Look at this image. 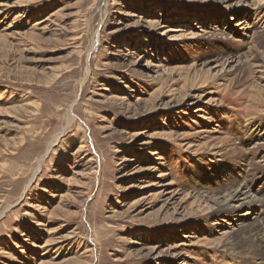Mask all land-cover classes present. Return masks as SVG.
<instances>
[{"label":"rangeland","instance_id":"1","mask_svg":"<svg viewBox=\"0 0 264 264\" xmlns=\"http://www.w3.org/2000/svg\"><path fill=\"white\" fill-rule=\"evenodd\" d=\"M237 1L0 0V264H264L247 230L210 226L264 188V0ZM245 17L248 38L227 35Z\"/></svg>","mask_w":264,"mask_h":264},{"label":"bare ground","instance_id":"2","mask_svg":"<svg viewBox=\"0 0 264 264\" xmlns=\"http://www.w3.org/2000/svg\"><path fill=\"white\" fill-rule=\"evenodd\" d=\"M218 1H220V2H222L223 4H224V6L226 7V9L227 10H231V9H234V8H237V6L238 5H236V4H234V2H235V0H218ZM239 1V0H238ZM237 1V2H238ZM260 1V0H259ZM240 2V1H239ZM242 2V1H241ZM258 2V1H257ZM20 4V3H19ZM238 4V3H237ZM13 6V5H12ZM6 7H8V5L7 4H2V3H0V15L1 14H3V12L4 11H6L5 10V8ZM255 7V6H254ZM12 8V7H11ZM9 9V8H8ZM9 12V11H8ZM10 14V13H9ZM239 14V13H238ZM226 15V13H218V14H216L215 16H217V18L219 17V18H222V19H226L227 18V15ZM1 17V16H0ZM6 17V16H5ZM2 18V17H1ZM207 21H209V19H206ZM229 20V27H228V31L226 32L227 33V35L228 34H231V35H235L237 38H239V39H245V38H248V35H247V33H249L250 32V28L248 27V24L250 23V20H249V17H245V19L243 18V19H241L237 24L238 25H235L232 21L233 20H235L234 18H232V19H228ZM147 23H149V25H153V24H155V23H157V22H153V21H148ZM156 26V25H155ZM208 26H210V24H208ZM207 26V27H208ZM156 28V27H155ZM163 28H164V26H163ZM218 30H219V28H221L222 29V27H216ZM227 28V27H226ZM168 30V29H167ZM202 30V29H201ZM216 31V30H214L211 34H209V33H206L205 35H207L208 34V36H211V35H217V34H220L221 35V32L220 31ZM255 30V29H254ZM172 31V30H171ZM176 32H184L183 30H177ZM191 32V31H190ZM203 32V35H204V31H202ZM185 33V32H184ZM226 33H224L223 32V34L222 35H224L225 36V34ZM163 34V33H162ZM176 35V34H175ZM250 35H251V33H250ZM255 35V34H254ZM175 37V36H174ZM179 37V36H178ZM262 38V37H261ZM216 39V38H215ZM247 53V52H246ZM257 54V53H256ZM260 55V54H259ZM252 56V55H251ZM261 56V55H260ZM240 57V56H239ZM244 57V56H243ZM250 57V56H249ZM245 58V57H244ZM253 58V57H252ZM255 58V57H254ZM253 58V59H254ZM260 58H262V57H260ZM226 59V58H225ZM238 59V58H237ZM247 59H248V57H247ZM246 60V59H245ZM242 61V60H241ZM248 61V60H247ZM216 62V61H215ZM253 62V61H252ZM208 63V62H207ZM206 63V64H207ZM214 63V62H213ZM217 63V62H216ZM221 63V62H220ZM227 63H229L228 62V60H226L225 62L223 61V63L222 64H220V66H222V68L220 69V70H225L226 69V65H227ZM237 64H239L238 62H236ZM248 63V62H247ZM249 64V63H248ZM204 65V64H203ZM208 65V64H207ZM234 65V64H233ZM256 65H258V64H256ZM219 66V65H218ZM224 66V67H223ZM228 66V65H227ZM250 66V65H249ZM254 66H255V63H254ZM259 66V65H258ZM148 67V66H147ZM215 67V66H214ZM213 67V68H214ZM232 67V66H231ZM204 68V67H203ZM208 69L206 72L207 73H211L212 74V70H214V69ZM217 68V67H216ZM254 68H258V67H254ZM151 69V68H150ZM233 69V68H232ZM230 70V69H229ZM252 70V69H251ZM257 70V71H256ZM255 71L256 72H258L260 75V79H261V82L263 83V85H258L257 87L259 88L258 89V91H262L261 89V87L263 86L264 87V65H261L260 67H259V69H256ZM205 72V73H206ZM222 72V71H221ZM229 72V71H228ZM220 73V72H219ZM255 76V75H254ZM256 79V78H255ZM260 79H259V81H260ZM154 93V92H153ZM155 95V93L154 94H151V96H154ZM257 97H259V96H257V95H254L253 96V98H257ZM253 100V99H252ZM256 100H258V99H256ZM137 101L139 102V101H143V100H141L140 98H138L137 99ZM250 104V103H249ZM251 105V104H250ZM252 106V105H251ZM251 120V119H250ZM198 132V131H197ZM215 132V131H214ZM258 135V134H257ZM214 137V136H213ZM263 137V136H262ZM217 139H219V138H212V140H214V142H216L215 144H214V142H213V146L212 147H218V145H220V144H218V143H220V142H218V140ZM251 143L254 145L253 147H252V149L249 151V153H248V151L246 152V153H248L249 155H260V154H263L264 153V151H263V148H264V139L263 138H260L259 136L257 137L256 135H253L252 137H251ZM57 141V140H56ZM219 141H221V140H219ZM224 141V140H223ZM226 144V143H225ZM251 144V145H252ZM53 145V147L56 145V143H53L52 144ZM51 145V146H52ZM203 145H205V144H203ZM208 145V144H207ZM197 146V145H196ZM200 146V145H199ZM211 147V148H212ZM220 147V146H219ZM189 148H191V147H189ZM199 148V147H198ZM205 148H206V146H205ZM207 148H208V146H207ZM195 149H197V148H195ZM143 150H147V149H143ZM209 150V149H208ZM49 151H50V149H49ZM221 153V152H220ZM241 153V152H240ZM243 153H244V151H243ZM158 153L157 152H153V153H151V156L153 157L154 155L156 156ZM248 154H246V155H248ZM160 157V156H159ZM136 158H138V156L137 155H135V157L133 158V159H130L129 160V162H135L137 159ZM259 159H264V156L263 157H261V156H259ZM157 160L159 161V159L157 158ZM160 160H161V158H160ZM123 161V160H122ZM43 162L44 161H40L39 162V164H38V167L35 169V171H34V174H33V177H32V179H31V182H30V184L26 187V191H28V189H29V187H30V185H32L33 183H34V181L36 180V178H37V176H38V174L41 172V169H42V165H43ZM125 162H127V160H125ZM160 162V161H159ZM261 163H263V164H261ZM261 163H258V165L262 168V165H264V160H263V162H261ZM156 169H157V167H156ZM155 169V167L154 168H150L149 170H156ZM248 169V168H247ZM254 169V168H253ZM256 170V169H255ZM138 173V172H137ZM254 173V177H256V175L257 174H259V173H257V171H256V173L255 172H253ZM260 173H262V175H263V172L261 171ZM260 175V177L256 180V182L257 183H259L261 180H262V176H261V174H259ZM164 176H167V174L166 173H161V175H159L158 176V178L160 179V178H163ZM69 179V178H68ZM245 182V181H244ZM253 185V189H252V186H250V187H243V188H241V186L240 187H238V188H236V191H233V192H231V193H229L227 196H226V199H227V204L228 205H222V204H219L218 205V203H215L216 205V207H217V205H218V208H214V207H212L211 209H213L215 212H213L211 215H210V218L211 217H214V216H219L218 217V219L217 220H215V222H213L212 224H210V226H212L213 227V229L216 231V232H218L219 231V233H222V234H225V232H227V231H224V230H222V229H225V230H228V228L229 229H231V234L232 233H234V232H232V231H235V230H237V229H234V230H232L235 226H240L241 228V230H247L248 232H249V236L250 237H248V238H250L251 240V245H252V250L254 249V254H256L257 255V260L258 261H260L261 263H264V246L262 245V243L264 242V221L263 220H259V219H253L254 221L253 222H249V216H251L252 215V213L254 212V210L255 209H257L258 208V210H256V213L258 212V211H261L260 209H261V207L262 206H264V188L262 187V186H260L259 187V189H256V187L258 186V184H255V182H253L252 183ZM259 184H261V183H259ZM263 184V183H262ZM155 185H157V184H155ZM155 185H153V186H155ZM246 185V184H245ZM257 185V186H256ZM158 187V189H157V192L155 193V194H151L150 196H154L153 198H155V196L157 195H159L160 197H163V198H165L164 199V207L165 208H168L169 206H175V202H176V200H178V196H179V194H178V192H176L175 191V189L173 190V187H172V184L171 183H164L163 181H161L160 180V182L158 183V185H157ZM264 186V185H263ZM246 188H249L251 191H253V190H256L257 191V194L260 196H257V194L256 195H253L252 193H250ZM219 191V190H218ZM214 193V192H213ZM183 194V193H182ZM181 194V195H182ZM207 195V194H206ZM156 196V197H157ZM186 196V195H185ZM217 196V195H216ZM190 197V196H189ZM194 197V196H193ZM199 197V196H198ZM205 197V196H204ZM213 197V196H212ZM181 198V197H180ZM209 198V197H208ZM220 198V197H219ZM218 198V199H219ZM206 200H207V198H205ZM215 199V198H214ZM196 200H197V197H196ZM196 200H195V202L193 203V204H198V206L200 207V206H202V205H200L199 203H200V199L198 200V202H196ZM217 200V199H216ZM140 201H141V199H139V198H135L134 200H133V202H132V205H134V204H137V203H140ZM205 201V200H204ZM204 201H203V204H205L204 203ZM210 201H211V199H210ZM178 202V201H177ZM180 204H181V208H185L184 206H185V204L188 202V194H187V196L186 197H183V198H181L180 199ZM190 202V201H189ZM212 202V201H211ZM226 202V201H225ZM207 203H208V201H207ZM206 203V204H207ZM222 203H224V202H222ZM177 204V203H176ZM205 204V205H206ZM137 206V205H136ZM195 206V205H194ZM209 206V205H208ZM207 206V207H208ZM37 207V209L38 210H40V211H43L44 210V208H42V207H40V206H36ZM163 207V208H164ZM189 207V206H188ZM180 208V209H181ZM187 208V207H186ZM185 208V209H186ZM197 208V207H196ZM203 208V207H202ZM202 208H200L201 210H202ZM206 208V207H205ZM182 210V209H181ZM193 210V209H192ZM204 210H206V209H204ZM209 210V212H210V209H208ZM185 211V210H184ZM223 212H228V214L227 215H221L220 213H223ZM260 213H263L264 214V211L263 212H260ZM260 213H258V216H261V214ZM182 215V214H181ZM208 215V214H207ZM183 216V215H182ZM227 218V219H219V218ZM234 217L235 218H237V220L235 221V219H234ZM254 218V217H253ZM261 219H262V217H260ZM263 218H264V216H263ZM0 219H1V217H0ZM232 221H235V222H237L236 224L235 223H233V224H231V222ZM37 223H39V222H37ZM235 224V225H234ZM37 226H40V227H46V225H44V223H39ZM239 229V228H238ZM239 229V230H240ZM213 230V231H214ZM236 232V231H235ZM183 236V235H182ZM183 238L185 239V243L188 241L189 243H191V242H193V240H191V239H193V238H198V236L196 237V236H194V235H184L183 236ZM50 240V239H49ZM47 243H49V244H54L52 241H48ZM185 243H183V244H181V245H179V246H184L185 245ZM256 243V244H255ZM202 244V243H201ZM192 245H194V243H192ZM233 249V248H232ZM251 249V248H250ZM251 253V252H250ZM231 254V253H230ZM179 256V255H178Z\"/></svg>","mask_w":264,"mask_h":264}]
</instances>
